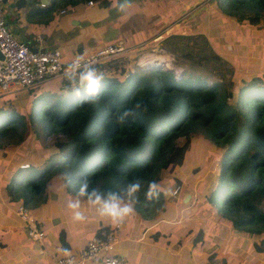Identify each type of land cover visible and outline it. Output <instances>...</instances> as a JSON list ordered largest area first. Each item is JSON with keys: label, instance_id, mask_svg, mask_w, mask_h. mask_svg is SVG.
<instances>
[{"label": "trees", "instance_id": "trees-1", "mask_svg": "<svg viewBox=\"0 0 264 264\" xmlns=\"http://www.w3.org/2000/svg\"><path fill=\"white\" fill-rule=\"evenodd\" d=\"M60 1L74 4L80 0ZM215 3L227 16L249 24L264 14V0ZM163 43L181 66L179 75L170 67H157L156 61L135 68L126 64L109 68L99 62L93 65L103 77L98 97L78 102L74 85L60 78L57 87L34 90L30 117L47 133L60 130L67 135L66 140L52 144L65 149L61 155L43 156L42 147L19 144L25 131L23 115L0 108V157L5 163L9 159L11 172L5 187L12 201L21 200L30 209L44 202L45 184L56 171L64 193L73 196H78L85 177L89 190L121 194L128 183L141 180L139 199L132 206L142 218H149L161 208L162 191L146 199L148 183L155 181L163 189L160 171L180 163L183 156L184 146L176 138L195 131L223 147L216 183L200 197L203 208L218 212L217 221L232 231L264 233V83L250 81L241 86L231 106L226 100L232 86L227 62L204 35L172 30ZM207 73L215 78L207 79ZM125 111L132 114L120 124ZM24 159L33 161L28 170L21 166ZM34 160L45 163L39 166Z\"/></svg>", "mask_w": 264, "mask_h": 264}, {"label": "rangeland", "instance_id": "rangeland-1", "mask_svg": "<svg viewBox=\"0 0 264 264\" xmlns=\"http://www.w3.org/2000/svg\"><path fill=\"white\" fill-rule=\"evenodd\" d=\"M161 3L167 4L172 14L165 21L164 26L166 27L156 37H153L151 44L157 46L148 50L158 58H154L152 54L151 58H147L136 66H143L144 64L149 66V63L156 61L158 63L157 67H170L179 75L181 66L174 62L173 54L166 49L163 43L164 38L177 28L179 33L182 34L200 33L204 35L207 42L213 47L214 52L219 54L223 60H226V68L230 70V80L232 81L231 96L226 99L229 105L235 106L240 96V88L247 82L253 81L255 84L261 85L264 83V14L255 22L249 24L246 20L237 21L234 16H227L221 12L215 0H162ZM161 3L159 6H162ZM179 9L180 12L175 14ZM162 17H165L164 14H162ZM173 17L176 20H173ZM170 23L172 24L170 25ZM156 24L152 25L153 30L157 26ZM165 29L168 30L164 31ZM150 35H153V31ZM165 57L170 58V60H166ZM137 58L138 56L136 57L132 53L128 56L129 68L135 66L134 61ZM206 76L207 79L215 78L212 73H207ZM31 88H16L0 93V108L14 109L23 115L25 131L23 140L19 144L27 143L29 147H42L44 150L43 156L50 153L61 155L65 149H59L57 146L53 147L52 144L54 141L66 140L67 135L60 130L47 133L44 129H41V123L37 119H31L29 108L33 92L34 90L35 92L41 91V86L36 85ZM11 140L14 141V138H10V143ZM176 143L184 146L182 159L180 163H171L161 170L158 180L162 184V192L166 190L168 194L171 192V195L178 196L180 216L176 219V211L170 210L172 215L169 217L167 225L162 224L160 229L157 225H154V227L149 226L150 231L146 230L144 232L145 226L142 227L140 224L141 221L143 223L144 219L137 217V220H135L134 218L138 216L139 212L134 211L130 218H125L129 223L126 234L131 238L136 236L134 242L141 240V244H144L143 241L151 238L150 236L156 232L160 245L166 246L172 252L179 250L171 264H252L248 259L241 256V250L246 247L247 243H250L248 248L257 247L259 249L261 245H264V233L261 235H248L240 231H232L224 222L217 221L218 216L220 217L218 212L214 213L209 209H204L202 199H200V197L207 195L216 183V176L219 172L218 161L223 147H216L212 141L207 140L195 131L190 132L186 138L183 136L177 137ZM17 146L18 144L15 145V147ZM23 152H26V147ZM32 162L27 163L24 159L21 166L30 169ZM25 163L27 165H24ZM44 163V161H35V164L39 166ZM60 175L57 171L52 173L45 184V188L47 185L52 184L53 188L57 183H60ZM65 196H60L58 199L64 201L80 199L78 196ZM167 197L169 198V196ZM81 199L85 201L82 202L81 206L89 208V224L95 221L94 218L98 214L99 217L104 218L98 220L100 226L114 224L110 218L105 219L106 216L100 215L97 207L89 206L86 198L81 197ZM165 203V199L163 200L162 197L161 208L156 209L152 218H155L160 211L164 212L166 216ZM108 220H111V222ZM178 227H180V234L177 232ZM119 237L122 238L123 236L120 235ZM126 243L127 241L123 238L119 243V250L123 253L128 264L130 262L137 263V253L131 256L130 252L126 250ZM127 263L125 262V264Z\"/></svg>", "mask_w": 264, "mask_h": 264}, {"label": "crops", "instance_id": "crops-1", "mask_svg": "<svg viewBox=\"0 0 264 264\" xmlns=\"http://www.w3.org/2000/svg\"><path fill=\"white\" fill-rule=\"evenodd\" d=\"M41 1L40 3L39 0H31L18 9L14 8V14H9L4 6L7 27L18 40L25 42L32 49L58 48L63 60L79 54H89L96 48L119 39L129 47L128 55L132 53L137 57L141 53L150 52L149 49L157 46L151 44L153 37L166 27L165 21L172 14L167 4L161 3L162 0H130V3L125 4L123 11L121 10L123 0H109V3L104 5L95 0L90 4L86 0L74 4L60 0ZM160 3L163 7L159 6ZM179 12L180 9L175 14ZM173 20L176 18L173 17ZM153 22L157 23L154 30ZM177 22L179 25L178 20ZM165 59L170 60L167 57ZM59 84L60 80L54 77L42 82L40 89L54 88ZM8 161L9 159L5 163L0 157V264H55V258L65 253V250L70 254H76L85 241L101 227L102 229L107 227L114 233L115 243L112 251L122 258L123 264L127 263L119 250V243L123 238L127 241V252H130L131 256L137 253L138 262H130V264H171L176 258L179 250L172 252L166 246L160 245L156 232L150 236L151 238L143 241L144 244H141V240L134 242L136 236L131 238L126 234L129 229L126 219L119 224L100 226L98 220L104 218L99 217L98 214L99 218L95 216V221L89 224V208L83 206L80 209L83 219H75L73 210L68 207L70 201L58 199L60 196L66 197L60 183L53 188V184L47 185L45 201L30 209L44 231L42 243L38 245L28 240L21 221L14 213V207L20 200L12 201L5 187L11 172L7 165ZM170 193L168 194L166 190L162 192L163 200L165 199L166 202L164 205L167 209L166 216L160 211L155 218H152L154 214L149 218H143V223L141 221L140 224L142 227L145 226L144 232L150 231L149 226L157 225L160 229L162 224L167 225L172 215L170 210L176 211V219L180 216L178 196ZM81 202L85 201L81 199ZM130 217L131 215L128 216ZM137 217L142 218L139 213L134 219L137 220ZM177 232L180 234V227L177 228ZM249 245L250 243H247L241 250V256L252 264H264V245L259 249L257 247L250 249Z\"/></svg>", "mask_w": 264, "mask_h": 264}, {"label": "built area", "instance_id": "built-area-1", "mask_svg": "<svg viewBox=\"0 0 264 264\" xmlns=\"http://www.w3.org/2000/svg\"><path fill=\"white\" fill-rule=\"evenodd\" d=\"M86 2L90 4L92 0H86ZM4 6L0 0V52L2 54L0 93L30 87L54 77L64 80L66 79V66L76 59H82L91 65L103 62L109 68H118L122 64L129 65V47H126L120 39L106 43L89 54H79L68 60L61 58L58 48L32 49L25 42L18 40L7 27ZM152 54V52L141 53L134 61V65L141 64L148 57L151 58ZM14 213L22 223L26 238L38 245L41 244L44 231L30 208L20 200L14 207ZM114 243V233L101 228L85 241L76 254H59L54 263L123 264L122 258L112 251Z\"/></svg>", "mask_w": 264, "mask_h": 264}, {"label": "clouds", "instance_id": "clouds-1", "mask_svg": "<svg viewBox=\"0 0 264 264\" xmlns=\"http://www.w3.org/2000/svg\"><path fill=\"white\" fill-rule=\"evenodd\" d=\"M127 3H130V0H123L121 3L122 11ZM66 79L74 85V96L78 102L87 100L89 97H98L103 88V77L98 74L96 67L82 59H76L66 66ZM131 114L129 111L122 113L118 123L123 124L125 119ZM141 189V180H133L126 185L123 194L113 191L104 193L94 188L89 190V183L85 177L80 181L77 195L78 197H85L89 206L97 207L100 215L106 216L114 223L119 224L135 211L132 205L139 199L138 194ZM160 193L161 188L157 182L150 181L144 196L146 199L151 200L158 197ZM81 205L82 202L79 198L70 201L68 205L73 210L74 218L77 220L83 219V215L80 212ZM65 254H69L68 250H65Z\"/></svg>", "mask_w": 264, "mask_h": 264}, {"label": "water", "instance_id": "water-1", "mask_svg": "<svg viewBox=\"0 0 264 264\" xmlns=\"http://www.w3.org/2000/svg\"><path fill=\"white\" fill-rule=\"evenodd\" d=\"M39 1H40V3L42 2L41 0H39ZM197 1H199V0H197ZM2 2L4 3V5L7 8V12L9 14H14V11H13L14 8L18 9V8L24 6L25 4L30 3L31 0H2ZM1 57H2V54L0 52V58Z\"/></svg>", "mask_w": 264, "mask_h": 264}, {"label": "bare ground", "instance_id": "bare-ground-1", "mask_svg": "<svg viewBox=\"0 0 264 264\" xmlns=\"http://www.w3.org/2000/svg\"><path fill=\"white\" fill-rule=\"evenodd\" d=\"M154 55V54H153ZM154 58H158V56H154ZM153 59V58H152ZM149 62H151V61H149Z\"/></svg>", "mask_w": 264, "mask_h": 264}]
</instances>
